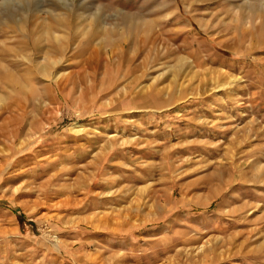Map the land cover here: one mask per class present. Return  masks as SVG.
I'll use <instances>...</instances> for the list:
<instances>
[{
	"label": "rangeland",
	"instance_id": "1",
	"mask_svg": "<svg viewBox=\"0 0 264 264\" xmlns=\"http://www.w3.org/2000/svg\"><path fill=\"white\" fill-rule=\"evenodd\" d=\"M238 3L0 0V264H264V18Z\"/></svg>",
	"mask_w": 264,
	"mask_h": 264
},
{
	"label": "clouds",
	"instance_id": "2",
	"mask_svg": "<svg viewBox=\"0 0 264 264\" xmlns=\"http://www.w3.org/2000/svg\"><path fill=\"white\" fill-rule=\"evenodd\" d=\"M55 3L60 6V9L57 10L56 15L63 17V10L71 8L75 5L76 0H55ZM235 8L236 15L241 14V8H246L247 12L245 13L247 20H255L258 18H264V0H239V3L233 5ZM74 11V9H73ZM96 12V6L93 5L91 12H86L84 15H92ZM105 28L108 25H104Z\"/></svg>",
	"mask_w": 264,
	"mask_h": 264
},
{
	"label": "bare ground",
	"instance_id": "3",
	"mask_svg": "<svg viewBox=\"0 0 264 264\" xmlns=\"http://www.w3.org/2000/svg\"><path fill=\"white\" fill-rule=\"evenodd\" d=\"M59 84V83H58Z\"/></svg>",
	"mask_w": 264,
	"mask_h": 264
}]
</instances>
